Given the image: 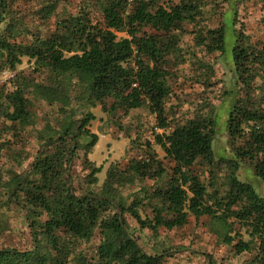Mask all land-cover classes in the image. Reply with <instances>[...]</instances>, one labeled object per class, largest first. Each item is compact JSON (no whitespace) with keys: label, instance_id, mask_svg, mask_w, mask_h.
<instances>
[{"label":"trees","instance_id":"trees-1","mask_svg":"<svg viewBox=\"0 0 264 264\" xmlns=\"http://www.w3.org/2000/svg\"><path fill=\"white\" fill-rule=\"evenodd\" d=\"M86 2L88 9L99 12L97 19L86 8L77 12L66 9L52 32L26 41L17 40L21 34L12 22L1 29L12 13V1L0 0V76L7 69H16L23 57H29L49 72L48 82L35 83V89L50 103H58L65 110L67 107V112L73 111L74 99L81 100V105L100 104L113 114L149 107L156 115L157 127L167 130L169 56L177 50L186 26L197 27L198 38L208 50L224 54L225 25L203 30L198 24L213 0ZM57 7L58 0L48 5L44 18L48 19ZM231 12L227 16L236 36L232 69L236 86L227 91L228 146L221 158L228 159L234 169L248 162L250 171L264 179V42H252L238 32ZM118 32L127 35L119 37ZM231 94L234 97L229 100ZM0 115L17 127L32 123L25 88L0 86ZM94 118L90 112L82 113L79 118L64 121L61 131L51 129L32 169L25 174L14 173L6 182L0 173V186L8 187L9 203L24 209L26 218L32 220L34 241L27 250L0 247V264H68L80 242L89 241L96 228L102 238L97 248L100 264H162L166 255L171 256L170 251L148 252L132 232L126 213L139 228L150 229L154 236L161 228L184 227L190 215L197 221L208 217L209 228L216 229L215 224H220L225 230L221 236L228 244L235 240L230 233L233 231H228L229 219H234L247 225L250 235L249 240L241 238L235 243L236 252H248L256 243L254 262L264 264V195L235 171L228 189L210 191L194 170L200 159L208 163L215 160L217 110L177 123L168 133L156 134V142L174 162L171 173L149 144L143 158L131 160L123 169L110 167L98 194L74 189L69 172L78 132L87 131L92 137L85 147L88 151L98 141L97 134L86 129ZM2 149L0 144V154ZM88 168L87 184L98 183L102 166L91 164ZM169 175L164 186L136 197L130 205L117 200L123 183L162 180ZM141 206L152 214L143 217Z\"/></svg>","mask_w":264,"mask_h":264},{"label":"rangeland","instance_id":"rangeland-1","mask_svg":"<svg viewBox=\"0 0 264 264\" xmlns=\"http://www.w3.org/2000/svg\"><path fill=\"white\" fill-rule=\"evenodd\" d=\"M11 1L12 13L1 29L12 22L21 34L17 40L30 41L35 35L45 36L52 32L57 18L63 15L66 9L77 12L86 8L92 17L97 19L100 16L93 7L88 9L87 0H58L57 10L48 19L44 18V10L57 0ZM206 11L198 24L203 30L216 29L222 23L225 25L224 54L218 50H208L206 45L202 44V39L198 38L197 27L193 24L186 26L177 50L169 56L167 83L170 95L166 100L165 110L170 127L167 130L157 127L156 115L149 107L113 114L104 111L100 104L81 105V100L74 99L71 105L73 111L67 112V107L65 110L58 103H50L35 89V83L48 82L49 72L37 67L35 60L29 57H23L22 63L16 69L3 71L0 86L6 85L8 89L20 86L25 88L33 117L30 125L17 127L0 115V144L3 147L0 154V173L3 174L4 180L7 182L14 173L25 174L32 169L51 129L59 132L64 121L70 117L79 118L82 113L88 112L94 114L95 118L86 129L97 134L98 141L88 151L85 147L92 137L86 131L78 132V138L74 142L75 153L69 172L72 186L78 189V192H102L109 168L123 169L131 160L143 158L149 144L171 173L174 162L156 142V134L168 133L177 123H185L198 115L217 110L218 126L213 141L215 160L208 163L200 159L194 166L195 172L209 186L210 191L215 188L224 191L228 189L231 175L235 171L242 181L251 183L259 194L264 195V179H259L250 171L248 162L234 169L228 159L221 158L228 146L226 128L227 108L230 103L227 100V91L236 86L235 71H232L236 36L229 16L231 11H234V26L250 41L264 42V0H213ZM126 35L125 32H118L119 37ZM233 97L234 94H231L229 100ZM226 151L229 152L228 149ZM91 164L102 166L101 172L97 174L98 183L93 185L87 184L90 179L87 176L90 173L88 166ZM169 177L170 175L165 176L162 180L136 179L135 182L123 183L118 188L117 200L130 205L136 197H143L145 192H150L160 185L164 186ZM213 185L215 186L212 187ZM0 191V247L18 250L33 247L32 220L26 218L24 209L9 203L8 187L0 186ZM139 210L143 217L152 214L147 207L141 206ZM126 218L132 232L148 252L170 251L171 256L166 255L162 264H256V243L248 252L237 253L235 250V243L241 238L249 240L250 235L248 226L241 225L234 219H229L228 231H233L230 233L235 236V240L228 244L221 236L225 230L220 224H215L216 229L209 228L211 222L209 223L208 217H201L197 221L190 215L189 222L184 227L172 230L161 228L157 236L148 228H139V224L129 213H126ZM101 239V230L96 228L89 241L80 242L68 264H100L97 261V248Z\"/></svg>","mask_w":264,"mask_h":264}]
</instances>
